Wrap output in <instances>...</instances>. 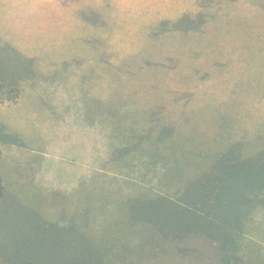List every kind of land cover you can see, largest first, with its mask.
<instances>
[{"label": "rangeland", "instance_id": "obj_1", "mask_svg": "<svg viewBox=\"0 0 264 264\" xmlns=\"http://www.w3.org/2000/svg\"><path fill=\"white\" fill-rule=\"evenodd\" d=\"M0 83L19 93L0 106V264L40 251L39 222L78 228L101 264H217L130 205L180 192L230 144L264 150V0H0ZM242 237L241 264H263L264 204Z\"/></svg>", "mask_w": 264, "mask_h": 264}, {"label": "trees", "instance_id": "obj_2", "mask_svg": "<svg viewBox=\"0 0 264 264\" xmlns=\"http://www.w3.org/2000/svg\"><path fill=\"white\" fill-rule=\"evenodd\" d=\"M164 23L169 22L164 21ZM176 26L183 27L181 21ZM18 96L17 89L0 83V106L16 102ZM100 125H102V117L97 113L93 116L90 125L92 139H94L93 134L102 139ZM97 126L98 129L95 128ZM174 129L173 126H165L163 134L172 135ZM110 135L107 137L119 136L115 132ZM7 139L5 129L0 123V162L1 144ZM244 152L241 142L230 144L215 158L210 157L207 165L193 177L191 176L186 187L180 192L173 196H157L150 200L143 198L132 200L131 217L149 225L154 234L165 243H173L183 255L197 257L204 254L206 249L198 244L200 241H205L211 245L208 250H212L217 264H241L244 260L238 252L244 227L251 210L264 204V150L252 154ZM5 196L6 189L0 170V204ZM63 229L50 223L42 225L39 222V226L35 227L37 234L32 245L39 247L40 251L32 253L24 251L20 255L18 264H101L103 262L101 259L103 256L99 254L97 257L93 244L85 243L86 238L80 237L77 233L78 228ZM70 232L78 234L75 236L77 238L75 244L73 243L75 250L78 253L86 252L80 256L81 258L78 257L77 252L70 257L60 254L62 243L59 239ZM25 246L29 245L25 244Z\"/></svg>", "mask_w": 264, "mask_h": 264}]
</instances>
